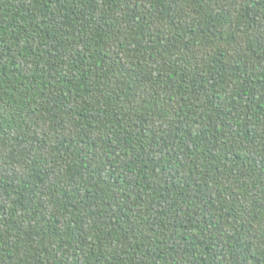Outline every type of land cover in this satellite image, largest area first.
Segmentation results:
<instances>
[{
  "label": "trees",
  "instance_id": "1",
  "mask_svg": "<svg viewBox=\"0 0 264 264\" xmlns=\"http://www.w3.org/2000/svg\"><path fill=\"white\" fill-rule=\"evenodd\" d=\"M0 264H264V0H0Z\"/></svg>",
  "mask_w": 264,
  "mask_h": 264
}]
</instances>
